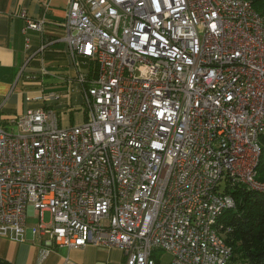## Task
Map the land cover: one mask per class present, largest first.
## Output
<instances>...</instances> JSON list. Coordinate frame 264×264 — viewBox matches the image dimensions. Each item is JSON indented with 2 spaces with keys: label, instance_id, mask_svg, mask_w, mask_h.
<instances>
[{
  "label": "built area",
  "instance_id": "built-area-1",
  "mask_svg": "<svg viewBox=\"0 0 264 264\" xmlns=\"http://www.w3.org/2000/svg\"><path fill=\"white\" fill-rule=\"evenodd\" d=\"M60 27L37 51L62 42L87 63L85 119L61 127L37 108L0 125V237L24 242L32 209L31 234L60 248L228 264V192L264 195V16L252 0H68Z\"/></svg>",
  "mask_w": 264,
  "mask_h": 264
},
{
  "label": "crops",
  "instance_id": "crops-1",
  "mask_svg": "<svg viewBox=\"0 0 264 264\" xmlns=\"http://www.w3.org/2000/svg\"><path fill=\"white\" fill-rule=\"evenodd\" d=\"M67 6L68 0H0L1 126L10 127L8 120L37 108L55 110L61 127L83 123L82 96L75 78L78 69H86L87 63L80 61L75 67L62 42L55 41L42 52L37 51L43 41L61 37L60 25ZM23 11L28 18L43 23L42 33L23 32L26 25L21 17ZM32 219V223L26 221L24 242L0 237V262L63 264L68 259L75 264H124L123 251L118 247L92 244L76 250L57 247L48 242L47 236L31 234V228L37 225L33 214Z\"/></svg>",
  "mask_w": 264,
  "mask_h": 264
},
{
  "label": "trees",
  "instance_id": "trees-1",
  "mask_svg": "<svg viewBox=\"0 0 264 264\" xmlns=\"http://www.w3.org/2000/svg\"><path fill=\"white\" fill-rule=\"evenodd\" d=\"M254 8L264 16V0H252ZM261 156L256 178L264 182V136L259 139ZM236 202L226 211L220 223L228 226L225 242L232 250L228 264H264V195L235 186L229 191Z\"/></svg>",
  "mask_w": 264,
  "mask_h": 264
},
{
  "label": "rangeland",
  "instance_id": "rangeland-1",
  "mask_svg": "<svg viewBox=\"0 0 264 264\" xmlns=\"http://www.w3.org/2000/svg\"><path fill=\"white\" fill-rule=\"evenodd\" d=\"M76 120H77V118H76V116H74L73 122L75 123ZM32 214H33L32 211L29 210V212H28L29 218H28L27 223L34 222V220L32 219ZM43 221L44 222H48L49 221V215H48V213H45L44 214ZM153 258L156 261V264H169L170 263V260H171V256L168 253L163 252V251H156V252H154L153 253Z\"/></svg>",
  "mask_w": 264,
  "mask_h": 264
},
{
  "label": "water",
  "instance_id": "water-1",
  "mask_svg": "<svg viewBox=\"0 0 264 264\" xmlns=\"http://www.w3.org/2000/svg\"><path fill=\"white\" fill-rule=\"evenodd\" d=\"M0 264H5V263H3V262H0Z\"/></svg>",
  "mask_w": 264,
  "mask_h": 264
}]
</instances>
